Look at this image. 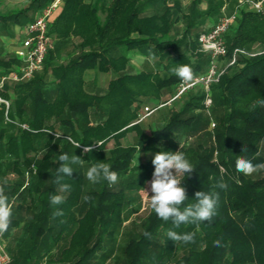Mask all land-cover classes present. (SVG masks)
I'll list each match as a JSON object with an SVG mask.
<instances>
[{
    "label": "trees",
    "instance_id": "16d2710c",
    "mask_svg": "<svg viewBox=\"0 0 264 264\" xmlns=\"http://www.w3.org/2000/svg\"><path fill=\"white\" fill-rule=\"evenodd\" d=\"M53 2L33 0L15 14H0V25L8 28L11 21L15 26L26 25L31 21V10L40 13ZM201 2L194 0L184 13L179 0H110L107 7L104 0H64L62 10L51 22L55 47L45 61L43 74L0 91V96L11 103L9 126L19 127L15 133L0 130V147L14 159L12 165L19 175H24L21 169L25 167L34 169L38 180L51 179L31 225L29 252H22L13 264H38L44 257L52 262L53 250L64 240L69 241L71 256L61 264H95L105 243L114 242L120 233L124 208L141 200L139 194L153 178L154 155L161 150L180 151V144L195 168L190 177H181L188 197L185 204L195 203L197 191L218 192L217 215L211 222L201 223L198 231L192 224L174 229L178 233L196 231L193 242L176 244L166 235L173 228L171 221L159 219L150 209L140 224V233L130 235L122 249V264H264V176L250 179L235 169L239 155L253 164L264 163V107L258 109L254 104L258 97H264V10H241L237 24L226 34L227 59L230 61L238 51L237 59L211 87L213 105L209 111L204 105L205 92L196 88L184 96L195 93V97L173 112L161 128L146 134L141 124H136L146 102L174 96L181 80L170 73L171 67L188 64L195 76L207 72L210 57L199 45L203 32L196 30L200 22L221 16L226 2H212L205 12L199 11ZM238 3L235 0L230 14ZM181 19L188 22L182 36L176 32ZM69 42L75 44L74 51L67 54L66 61L52 65ZM130 53L159 57L164 75L128 73ZM20 64L17 58L0 62V76L16 71ZM93 71L117 75L109 82L106 94L88 90L87 78ZM1 110L3 124L5 107ZM93 117L97 123H92ZM211 122L214 130L204 133ZM57 126L63 129L62 134ZM41 128L48 133L32 131ZM130 133L136 134L138 142L125 147L122 140ZM70 139L81 146L75 148ZM189 139L198 141L185 146ZM110 143L114 144L111 149ZM86 145L94 146V150L84 153ZM63 153L81 156L88 167L97 161L109 163L119 175L118 182L109 185L102 181L88 189L83 167H79L71 179L66 178L73 191L60 193L54 181L58 157ZM32 154L36 156L32 158ZM139 154L143 159L137 167L133 161ZM221 176L227 189L215 187ZM22 188L19 184L11 195L23 198L38 192L33 185ZM54 194L66 197L60 206L63 217L53 216L55 207L49 198ZM85 197L91 199L86 201ZM18 225L13 214L9 231ZM146 231L151 235L146 237ZM217 239L221 240L220 247L213 245Z\"/></svg>",
    "mask_w": 264,
    "mask_h": 264
},
{
    "label": "rangeland",
    "instance_id": "374dc122",
    "mask_svg": "<svg viewBox=\"0 0 264 264\" xmlns=\"http://www.w3.org/2000/svg\"><path fill=\"white\" fill-rule=\"evenodd\" d=\"M33 0H0V14L10 16L12 14H15L22 9H24L26 6L30 5ZM90 1V0H86ZM182 3V8L184 10V13H187L190 9V5L194 0H179ZM201 4L198 7L199 11L205 12L208 10L209 5L213 2L217 4L220 0H201ZM226 2L225 7L222 10V15L218 16V18H209L205 22L202 23L200 27L197 28L196 32L202 33L204 30L212 28L214 24L218 23L220 19L223 18V16L231 15L230 11L235 5V0H221ZM234 13V12H233ZM151 14V13H150ZM38 15V12L31 10L28 13V19H30L32 22ZM28 22L27 24H29ZM26 24V25H27ZM26 25L23 26H15L13 22L11 21L9 23V27L6 28L2 25H0V62H7V61H14L16 60V51L19 48V41L22 38L24 28ZM188 26V22L184 21L183 19L180 20V22L177 24L176 32L182 36L185 32L186 28ZM75 44H71L69 42V47H63L62 56L58 58L56 61L52 63V65H58L60 64V60L66 59L65 57L67 54H69L71 51H74ZM258 48L254 49V52H257ZM18 59V58H17ZM66 61V60H64ZM146 61V64L144 62ZM134 66L131 67L130 72L131 73H137L144 69L146 72H157L160 75H164L163 67L161 64H163L162 60L155 56L153 58H135L134 59ZM229 63V59L224 58L221 60V67L225 68ZM209 68V65L207 66ZM207 69V68H206ZM2 71V70H1ZM44 72V68L42 71H40L38 74L42 75ZM94 74H89L87 80H88V90L90 91V79H92ZM97 75V87L99 88L97 94H105L107 92V83H108V77L102 76L101 74ZM49 81V78H48ZM11 87L13 85H10ZM194 94H190L187 97H184L181 101H177L176 103H169L172 96L171 95H165L163 99L159 102L156 100H149L146 102L141 111L139 112V115L143 114V111L145 108H150L151 110L154 108H158L157 111H155L153 114H151L149 117L146 118V120L141 123V127L144 130L146 134H151L154 130L161 128L169 119L171 114L173 112L179 111L183 105L191 98L195 97ZM158 102V103H157ZM10 103V102H9ZM155 103V104H154ZM164 103V104H163ZM169 103V104H168ZM11 105V103H10ZM165 105V106H162ZM11 107V106H10ZM2 109V108H1ZM2 111V110H1ZM0 111V112H1ZM5 119L3 124L0 123V130L5 129L7 133H15L18 132L19 127H10L9 123L12 121L6 115L5 113ZM139 119V117H138ZM98 119L93 117L92 123H97ZM137 122V121H136ZM138 124V123H136ZM214 125V126H213ZM215 128V124L211 122L210 126L208 127V130L204 129V133L211 132ZM57 132L62 134L64 131L60 126H57ZM203 137V133H200L199 138ZM198 139H189L187 143L184 145L186 146H192L194 145ZM202 142L205 141V139L201 140ZM138 142V138L135 133H130L128 136L122 140V145L127 147L130 145H136ZM45 144L44 141L40 142L39 144V151L42 154L43 153V145ZM3 145V144H2ZM114 144H109V149L113 148ZM263 152H264V144H263ZM36 154H32L31 157H35ZM138 156V155H137ZM152 155H149L151 157ZM138 164L140 163V159H143V156H138ZM14 159L4 153L2 147H0V178H7L8 179V189L6 191V194L10 197H15L13 201V212H14V219L19 221V225L15 228H12L9 233L6 235V244L8 253L11 258V263L13 264L14 261L17 259V257L23 252L28 253L29 252V245H30V233L32 231V222L40 211V204L39 201L43 198L44 191L49 187L51 183L50 177H45L43 180H38L35 178L34 169L28 170L25 167H22L21 172L24 175H19L18 172L13 167ZM88 166H83L84 175L86 178V172L88 170ZM264 176V170H260L258 172H255L251 175H247L250 179H258L260 177ZM152 180V179H151ZM150 180V181H151ZM150 181L148 182L145 191L148 192V195L151 196L153 193L150 191ZM87 187L88 189L93 187V183L88 181ZM19 184H23V189L29 188L30 186H36L38 189V192L33 195H24L22 198L21 196H12L11 191L12 189L17 188ZM136 196V194H134ZM141 200L135 201L130 207L124 208L122 212V222L123 226L121 228L120 233L116 237V240L114 242H106L104 250L99 253L98 260L95 264H122L124 261L123 255H122V249L127 244L130 235L136 236L140 233V224L142 221L148 216L150 212V205L148 203L146 194L142 191L140 194ZM19 207V209H17ZM66 248V250L63 252V250ZM62 252L65 253V255L61 258ZM53 261L50 262V258L44 257V259L41 262H38V264H61V260H68L70 258L71 253L69 251V241L64 240L63 243L60 245V247H57L53 250L52 255Z\"/></svg>",
    "mask_w": 264,
    "mask_h": 264
},
{
    "label": "clouds",
    "instance_id": "9594fccd",
    "mask_svg": "<svg viewBox=\"0 0 264 264\" xmlns=\"http://www.w3.org/2000/svg\"><path fill=\"white\" fill-rule=\"evenodd\" d=\"M131 55V53L129 54ZM170 73L175 75L183 82H190L195 78V73L192 67L188 64H176L169 69ZM255 106L259 109L264 107V97H258L254 101ZM34 133L45 132L48 129H32ZM75 148L80 147L81 144L75 140H69ZM102 143V142H101ZM97 144V143H96ZM99 145V144H97ZM100 146V145H99ZM180 151H159L154 155L152 164L154 165L153 178L150 181V191L153 195L149 196L144 189L150 208L156 213L157 217L165 222L171 221L173 226L166 232L167 238L178 243L188 244L194 241L196 231L178 233L174 229L180 228L181 225L192 224L199 230L201 223L211 222L217 215L219 207V193L197 191L195 193V203H188L186 187L183 186L184 180L181 177H190L195 168L189 156L182 150L183 146L180 144ZM94 146L86 145L83 148L84 153H91ZM247 148L243 150L246 152ZM140 153V149H139ZM140 155V154H139ZM138 155V156H139ZM138 156L133 163L138 167ZM59 167L55 177V183L59 186L60 193H71L73 191V184L66 181V178L71 179L73 173L77 168L83 167L85 160L81 156L68 153L60 154L58 157ZM35 168V166H33ZM235 169L237 172L244 175H251L260 170H264V163L253 164V162L246 156L239 155L235 161ZM86 179L93 184L107 181L109 185L116 184L119 180V175L112 170V166L105 162L92 163L86 172ZM8 179L0 178V234L6 232L13 218L12 202L15 197H10L6 194L8 189ZM215 187L227 189L228 185L224 182L223 177L217 181ZM50 203L55 207L53 212L54 217H63L64 210L60 207L66 202V197L62 194H54L50 196ZM90 197H85V200H90ZM64 221L61 220V223ZM146 237L151 233L145 232ZM215 247L221 246V240L213 241Z\"/></svg>",
    "mask_w": 264,
    "mask_h": 264
},
{
    "label": "built area",
    "instance_id": "2783aa9c",
    "mask_svg": "<svg viewBox=\"0 0 264 264\" xmlns=\"http://www.w3.org/2000/svg\"><path fill=\"white\" fill-rule=\"evenodd\" d=\"M63 1L64 0H55V2L38 13L37 17L32 22L25 26L22 38L19 41V48L16 51V56L21 62L20 67L16 71L0 76V91H6L7 87L10 85L27 83L43 70L49 53L53 51L55 47L54 41L50 35L51 22L62 7ZM247 7L259 13L263 12L264 0H239L236 11L233 14L223 16L218 23L199 36L198 41L201 51L210 57L209 68L206 73L195 76L190 82L181 81L169 103L182 99L196 88H201L206 94L204 102L205 108L208 111L211 109L213 105L211 87L219 83L227 68L233 66L237 59L238 51L234 53L232 59L225 68L221 67V60L228 56L225 36L237 24L240 11ZM2 107H5V113L8 115L10 103L0 96V110ZM157 110L158 108L152 110L150 108H145L143 114L139 115V119L136 123H143L147 117ZM22 128L28 129V126L22 125ZM8 232L9 229L0 234V264L11 263L6 244V235Z\"/></svg>",
    "mask_w": 264,
    "mask_h": 264
},
{
    "label": "crops",
    "instance_id": "0c3cea01",
    "mask_svg": "<svg viewBox=\"0 0 264 264\" xmlns=\"http://www.w3.org/2000/svg\"><path fill=\"white\" fill-rule=\"evenodd\" d=\"M92 0H90V1H87V3H90ZM109 3H110V0H104V5L107 7V6H109ZM63 6H64V1H63V5H62V7L60 8V10L56 13V15L54 16V19L53 20H55L56 19V17L59 15V13H60V11L62 10V8H63ZM215 25V24H214ZM213 25V26H214ZM210 29V28H209ZM209 29H206V30H204L203 32H206V31H208ZM130 57V63H129V65H128V68H127V72L128 73H131L130 72V70H131V67L133 66V67H135L134 66V64L135 63H133L134 62V59L135 58H143V57H147L146 55H142V54H140V53H131V55L129 56ZM148 58V57H147ZM149 58H151V57H149ZM144 64H146V61L144 62ZM144 71V69L142 70V68L140 69V71L139 72H137V73H141V72H143ZM94 74L93 75V77H92V79H90V92L91 93H93V94H97L98 93V90H99V88L97 87V73L98 72H90L89 74ZM137 73H134V74H137ZM98 74H100V73H98ZM102 76H105L106 78L108 77V83H107V88H106V90L108 89V84H109V82L111 81V80H113V79H115L116 78V74L114 73V72H109V73H107V74H101ZM89 76V75H88ZM106 94V93H105ZM99 95H104V94H99ZM163 99V98H162ZM158 103V102H157ZM155 104V103H154Z\"/></svg>",
    "mask_w": 264,
    "mask_h": 264
}]
</instances>
